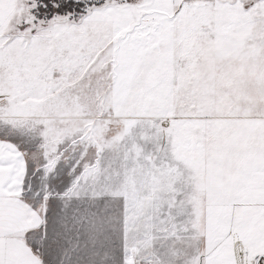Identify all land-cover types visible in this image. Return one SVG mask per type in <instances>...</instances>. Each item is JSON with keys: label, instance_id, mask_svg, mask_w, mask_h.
I'll return each mask as SVG.
<instances>
[{"label": "snow or ice", "instance_id": "snow-or-ice-1", "mask_svg": "<svg viewBox=\"0 0 264 264\" xmlns=\"http://www.w3.org/2000/svg\"><path fill=\"white\" fill-rule=\"evenodd\" d=\"M0 264H264V0H0Z\"/></svg>", "mask_w": 264, "mask_h": 264}]
</instances>
